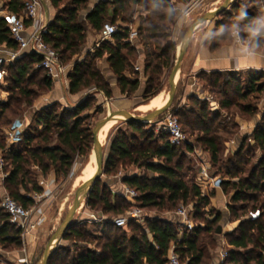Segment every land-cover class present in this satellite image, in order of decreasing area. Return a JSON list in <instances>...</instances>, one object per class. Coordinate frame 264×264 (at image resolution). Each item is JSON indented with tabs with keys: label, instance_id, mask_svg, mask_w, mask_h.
<instances>
[{
	"label": "trees",
	"instance_id": "obj_1",
	"mask_svg": "<svg viewBox=\"0 0 264 264\" xmlns=\"http://www.w3.org/2000/svg\"><path fill=\"white\" fill-rule=\"evenodd\" d=\"M176 1L186 3L188 0ZM3 2L10 12L17 15L22 13L24 0ZM87 2L66 0L62 3L61 0H51L58 12L48 25V31L43 34V40L58 52L62 63L70 61L85 43L86 25L79 22L78 14ZM160 5L170 7L167 0L100 1L86 16L89 26L100 30L106 22H132L130 16L135 6L147 11L148 15L141 17L137 25V40L143 46L142 71L146 77L141 97L143 102L162 90L163 78L170 72L175 57L176 42L169 33L173 18L159 10ZM238 6L236 0L231 5L234 10ZM110 7L113 12L108 16ZM225 14L231 16L224 10L219 13L218 16L222 17L217 23L226 21L223 17ZM117 28L112 35L113 43L101 42L92 56L88 55L82 62L74 64L68 76L70 94L93 86L105 97L111 96V86L95 64L101 58L108 62L122 94L131 95L138 90L139 71L134 70L138 49L127 39L129 28ZM0 44L17 49L3 18H0ZM39 61L40 56L37 54L25 53L7 68L17 94L11 93L7 101L0 102V150L7 172L2 186L24 208L34 204L32 194L42 192L38 183L40 176L45 177L52 171L58 182L59 178L68 174L76 156L85 157L89 154L93 142L92 129L85 123L87 116L81 115L88 108V103L83 101L73 108H61L60 111L56 110L57 105L43 107L33 117L36 128H41L25 126L20 141L6 147L2 128L10 126L16 119L11 117L18 114L23 103H31V91L21 84L28 69ZM33 72L39 74L44 70L34 69ZM198 76L227 114L236 110L243 118L249 119L258 112L257 104L245 103L250 95L259 94L264 89V82L256 83L258 77L252 73L245 89L228 72H201ZM41 79L47 88L51 86L48 75H43ZM5 80L7 82V77ZM189 102V109L177 106L169 112L177 116L184 134V126L195 133H190L194 136L193 145H173L167 133L160 130L157 133L146 131L144 128L149 124L123 121L129 131L119 130L111 139L103 173L115 174L118 168L126 165L142 169L143 174H132L121 179L136 192V196L128 200L122 195L113 194L98 179L85 197V206L104 215L112 213L121 216L127 207H137L141 212L170 213L179 204L191 205L189 216L194 223L193 228L188 230L182 228L178 221L146 215L143 218L145 224L140 225L135 221L137 223L133 225L130 235L124 231L113 235L103 232L99 235L72 222L62 240L70 242L72 246L80 242L86 245L79 252L68 255L63 262H57L61 253H70L69 249L59 245L47 264H167L171 247L179 256L181 264H206L210 259L207 248L216 244L215 236L219 235L216 234V228L221 213L214 209L205 211L211 204L214 192H202L194 180L186 177V173L192 170L188 156L193 146L201 147L208 153L211 166L220 179L219 187L229 197L227 210L230 218L238 221L233 230L224 234L227 257L220 264H264V111L253 131L241 138L238 149L232 155L223 156L224 140L238 131L232 115L223 124L220 113L210 110L207 102L195 98H189ZM96 111L99 112V109ZM119 199H123V202ZM256 209H259L260 214L255 220L246 217ZM105 225L119 229L127 223L123 227L115 226L113 221ZM20 235L21 230L9 221L7 214L0 208V245L4 248L12 245L20 249ZM88 244H95L97 248L91 249L87 247Z\"/></svg>",
	"mask_w": 264,
	"mask_h": 264
},
{
	"label": "crops",
	"instance_id": "obj_2",
	"mask_svg": "<svg viewBox=\"0 0 264 264\" xmlns=\"http://www.w3.org/2000/svg\"><path fill=\"white\" fill-rule=\"evenodd\" d=\"M100 1H111V0H88L86 7L79 11L78 20L79 22H83L86 25V38H85L84 46L82 47V50H81L82 55L80 56L79 59H73L71 63L63 64L61 61L59 62L60 68L58 70V75L56 77L49 76V78L51 79V85H53V87L50 93H48L47 95H44L43 101L45 103H49L50 101L53 102L52 101L53 99L55 101V100H59L60 98L65 99V97H67V99L76 97L75 94H70L68 90V86H69L68 76L72 72L74 64L82 62L84 58L88 55L92 56L96 48L100 45L101 42L108 41L110 43H113L112 37H111V40H104L103 30L102 29L95 30L91 28L86 20L87 14ZM175 1L176 0H172L174 7L182 4L179 2H175ZM224 1L225 0H222V2L218 3V0H202V8L197 11H194L193 16L202 15L203 13L205 14L208 11L215 10L219 6H221L224 3ZM236 1L239 5L245 2V0H236ZM188 2L189 0L185 4H188ZM40 3H41V7L39 11L40 16L42 18L43 24L47 26V29H48V25L54 19L55 15L58 12V8L52 5L51 0H40ZM137 8L138 7L135 6V8L133 9V13H136V11L138 12ZM7 12H10L7 9V6L5 4L4 6L0 4V18H2V15L6 14ZM112 12H113V9L112 7H110L108 9V16H111ZM213 18L217 23L219 20L218 15ZM106 23H110V22H106ZM27 25H28L27 33L29 34L32 31V27L30 26L29 22H27ZM114 25L116 27H119V26L126 27L127 26L130 29V28H137L138 22H122L121 20H118L114 23ZM183 28L185 27L180 25L178 23V18H176L174 30L172 32L173 41L175 42L177 41L178 35ZM227 46L228 45L226 42H222L216 46H212V44L210 45L206 44L204 46H201L199 44L194 45L190 51L184 52V55L182 57V60L180 62V65L176 71V75L174 78V81L176 84L175 96H177L175 103H178V107H185L186 109H189L190 108V104H188L190 103L189 98H195L200 101L207 102L210 110L218 111L221 115L223 124H226L228 120H230V117L232 115L233 122L238 126V131L233 136L226 138L224 140L223 156L232 155L238 149L241 143V138L246 135H249L253 131V129L255 128L259 120L261 119V115L263 113V111L258 112L249 119L243 118L238 112H235L234 110H231V114H227L226 109L220 106L219 102L214 98V95H212V93H210L208 89L202 86L200 78L198 76L199 73L201 72H204V73L228 72L232 74L233 76H235L237 79L239 77L244 79L246 75L248 77L252 73V74H256L255 76L258 77V80L256 81V83L261 84L264 82V64H261L259 61L256 62V66L253 68L242 69L239 71L229 69L225 60L222 58V55H221L222 49H224ZM135 47L138 48L139 45H136ZM12 51H17V49L9 48L5 44H0V53L4 57H9V54L12 53ZM175 52H179V49L177 47H176ZM25 53H28V52L18 51L16 58L12 61V63L8 65V67L12 65L18 57H20L21 55H24ZM78 55L79 53L74 55L73 57L78 56ZM135 65H138L140 67L139 79H140V82H142V79L144 78V74L142 71L143 60L140 63L135 64ZM99 70L101 74L103 75V77L108 81V83L111 86V96L109 98L105 97L103 93L98 91L96 88H94L96 89V93L94 94V96L96 98H102L103 102L106 104V108L108 107L106 111L108 109L111 111L128 110L130 112L135 113L138 116H143V115H146L148 112L160 106L159 105L157 107H153L150 109H142V107L146 106L150 102L151 99H153L157 95H161L160 103L161 102L163 103L165 99L168 97V93L165 90L164 91L161 90L157 95H155L153 98L149 99L146 102H141V103L136 102V103L131 104L130 100L127 97L123 96L119 87L117 86L116 77L111 71L109 64L105 58H101L99 62ZM6 73H8L7 70H6ZM244 80L247 83V79L245 78ZM141 84L142 83H140V85ZM5 87H6V80H4L3 83L0 84V102H5L7 99V90L5 89ZM143 88H144V84H143L142 90ZM175 96L173 97L171 103L173 102ZM260 97H262V99L260 98L259 101L260 103H263L264 102V89L262 90ZM129 105L132 106L131 109ZM23 122L26 126L25 120H23ZM8 131H9V126L2 128V135L5 136L4 138L6 141V147H9L10 145H12V143L8 141V135H7ZM250 142H252V140H250ZM188 144L193 145V143L191 142H188ZM198 149H199L198 147L193 146V151L189 153V155H194V154L196 155V153L198 152ZM200 154H202V158L200 157V159L198 160L200 167L197 168V171L194 177V182L197 183L201 187L202 192H207V191L214 192V197L211 198V206L217 208V211H219L222 214V217L226 219L225 215L227 213V204L229 202V197L226 196L222 192L220 187H215L212 185V180L217 178L218 176L215 174V170L210 169L212 166L210 163L208 153L202 149ZM0 155H1V150H0ZM197 156H200V155H197ZM202 162L204 163L203 165L205 167L202 166L201 164ZM39 179H40L39 184L41 188L43 189L44 194L51 192L56 186H58V184L55 181V177L52 171L48 173V175H46L45 177L40 176ZM119 181L121 182V185L123 188L121 192V194L123 195V190L126 187V185L121 181V179ZM3 190L4 188L2 186V183H0V193H2ZM35 196L43 197L42 195L37 196V194ZM214 200L222 201V205L218 206L217 204L214 203ZM65 208H66V204L64 201V204L62 205L60 204L58 209L56 210V217H55L56 220L57 218H59L62 211L65 210ZM39 209L41 210V213L43 214L44 211H42L41 208ZM81 215H82L81 219L85 220L87 224H94L96 222L95 224L97 225V223L100 222L101 224L99 223L98 224L102 227V223L106 222L105 217H101L98 214L96 215L95 213H92L86 209H83L81 211ZM176 219L177 221L179 220L178 217ZM236 225L237 223L227 220V227L229 228L227 229L228 230L227 232L233 230ZM32 230L29 231V233L26 236L31 235L30 233L32 232ZM52 236L50 237V239L52 238ZM50 239L48 240V242L50 241ZM218 242L220 243L221 248H224V245L227 246L225 239L223 240L220 239L218 240ZM87 247L90 248V244H88ZM0 254L4 256L5 258L7 256L6 260H9L8 263L12 262L13 264H19L25 258H29L33 261L34 246L31 245V242H30L29 244H24L22 248L11 251V252L3 253L1 250ZM220 263L221 262L219 261V257H217L215 264H220Z\"/></svg>",
	"mask_w": 264,
	"mask_h": 264
},
{
	"label": "rangeland",
	"instance_id": "obj_3",
	"mask_svg": "<svg viewBox=\"0 0 264 264\" xmlns=\"http://www.w3.org/2000/svg\"><path fill=\"white\" fill-rule=\"evenodd\" d=\"M234 1L235 0H233L232 4H230L228 9L226 10L227 13L228 14L230 13L229 15H231V16L236 11V10L232 9V7H231V5H233ZM61 2L64 3V2H66V0H61ZM167 2L170 5V7H174L172 0H167ZM175 2H178V1H175ZM179 3H181V2H179ZM182 4H185V3H182ZM137 10H138V12L136 11V13H132V15L130 16V19L132 22H139L141 17L148 15L147 11H145L144 9L137 8ZM218 17L220 19L222 16H218ZM223 17H224V20H227L229 18V16L227 14H225ZM175 21H176V17H173L172 25L169 24V26H170L169 33L171 34V39L173 37L172 32L174 30ZM184 30H185V28H183L181 30V32ZM138 40L133 42L134 46L139 45V47L136 49L140 50V52H138L139 50L136 51V60L134 61L135 64H138L143 60V54L141 52V50H143V46H142L141 42L140 43L138 42ZM83 46H84V44L81 46L78 56L72 57V59L70 61H68V60L63 61L64 62L63 64L71 63L73 61V59H79L80 56L82 55L81 50H82ZM100 60L101 59L95 61V64L97 65L98 68H99ZM34 69H36L35 66L33 68L31 67L28 69V73L25 75L24 79L22 80V84H21L22 87L31 91V96L29 97L31 99V103L29 105H25L23 103L19 109L18 114L11 117V118H19V119L25 120L26 128H35V129L41 128V127L36 128L35 124L33 123V117L37 116V113L43 107H47V106L57 105L56 110L60 111L61 108H66V107L73 108V107H75L76 103H80L83 101L87 102L88 108L83 110L81 112V115L87 116L85 123H86V125L90 126L91 129H93L94 125L99 120H101L103 117H105L108 112L111 111L109 109L106 111V109L108 107L106 108V104L103 102L102 98H96L94 96V94L96 93V89H94L95 87H93V86H91L89 88H85V89L81 90L80 92L76 93L75 94L76 97L68 98V99H67V97H65V99L60 98L59 100H55V101H54V99L53 100L51 99L53 102L50 101L49 103H45L43 101L44 95H47L48 93H50V91H52L53 85H51L49 88H47L41 79V77L43 75H45V74L47 75L46 70H44V72H42V73L36 74L33 72ZM168 75H169V73L167 74V76H165L163 78V88H162V90L163 91L165 90L167 93L169 90ZM253 75L255 76L256 74H253ZM5 76L8 79L6 82V87H5V89L7 90V99H6V101H7L9 99L11 93H13V95H16L17 91L13 90L14 84H13V81L10 80L9 74L6 73ZM248 77L246 75L245 78L248 79ZM145 79H146V77L144 76V78L142 79V82H140L142 84L139 85V88L136 92H134L131 95L123 94V96L127 97L130 100L131 104L136 103V102H140V103L143 102L141 97H142V92H143L142 87H143V84L145 83ZM244 79H242L240 77L238 78V80L240 81L239 83L241 84L243 89H245L247 87V83ZM201 84L203 87L205 86L202 81H201ZM260 95H261V93L252 94L248 97L247 100H245V103H250L251 105L258 104L257 105V111L258 112L264 111V102L260 103V101H259L260 98L262 99V97H260ZM176 98H177V96H175L173 102L170 103V105L161 114L165 115L167 112L170 111V109L176 108L178 106V103H175ZM71 103H72V105H71ZM188 104H190V103H188ZM129 106L131 109L132 106L131 105H129ZM97 109H99V112L96 111ZM161 114H159L153 121H151L149 123L150 126L145 127L144 129L146 131L153 130L155 133H157L158 132V128H157L158 126H157L156 120ZM143 116H145V115H143ZM123 121L115 122L112 125L113 127L111 126L110 129L107 131V136L105 137L104 143L102 144L105 156L108 154L111 139L118 133V131L119 130L127 131V132L129 131L126 128L125 122H123ZM184 130L186 132L185 135H186L187 140L189 142L193 143L194 136L190 135V133H193V131H190L188 126H184ZM193 134H195V133H193ZM2 136L5 137L4 135H2ZM250 143H252V142H250ZM180 146H182V144H180ZM196 147H198V146H196ZM198 148L199 149H198V152L196 153V155L194 154V155L188 156L190 159V162H188V163H189V165H191L190 167L192 170L191 171L189 170V172L186 173L187 179L194 180L197 168L200 167L198 160L200 159V157L202 158V154H200V152L202 151V148L201 147H198ZM92 152L93 151H92V147H91V150L87 156H85V157L76 156L74 158L72 167L70 168L68 174L63 178H59L58 182H56L58 184V186H56L51 192L46 193L47 195L43 193V189H42L41 193L37 194V196L42 195L43 197H41V196L36 197L35 195L32 194V196L34 198V204L32 206H30L29 208H34L31 221L35 224V228L30 233L31 235H28V236L20 235V239H21V248L24 246V244H29L30 242H31V245L34 246L33 264L37 263V261L39 260L41 254H42L43 249L45 248L46 244H48V240L55 233V231L58 229V227H59L62 219L66 215L68 209L73 205L74 191H75L76 187L82 182L80 177H81V174H83V168L90 161L89 159H91L90 154ZM197 155H200V156H197ZM1 156H2V154H1ZM201 164H202V166H204L203 162ZM210 169L215 170L212 167ZM143 173H144V171L140 168H137V167L132 166V165H126L123 168H118V171L115 174H113V173L104 174L103 173L100 177V182L103 184H106L110 188V191L113 194L122 195L121 192H122L123 188H122L121 182L119 180L122 179L124 176L132 175V174H143ZM39 180L40 179H38V183H39ZM64 201L66 204V208H65V210L62 211L61 215L56 220L55 219L56 210L58 209L60 204L61 205L64 204ZM119 201L122 203L123 199H119ZM214 203L217 204L218 206L222 205V201H220V200H217V201L214 200ZM181 206H185V205L179 204L175 208V211H177ZM39 208H41L42 211L45 212V213L43 212L44 215L41 213V210ZM136 208L137 207H127L126 211H124V213L120 214L121 216H126L128 218L127 225L124 228L114 229L113 227L105 225V223H107V222L111 223V221H113V219H115L118 216L115 214H112V213H108V214L104 215L100 212L89 210L85 206V196H84V198L82 200L81 208L79 209L78 212H76L74 214L71 221L77 222L78 224H81V226H84L91 233H95V234H99V235L102 234L103 232H107V233L113 235L115 232L116 233H122L123 231L127 235H130L132 233L131 229L135 223L138 222V224H140V225L145 224L143 221V218L146 215H148L150 217L155 216V217H161V218H166V219H170L173 221H177L175 211L170 212V213H168V212L158 213L156 211H154V212H149V211L144 212L143 211L140 213V215L138 217L131 218L130 212ZM83 209H86L92 213H95L96 215L98 214L101 217H105L106 222L102 223V227L99 225V224H101L100 222H98L99 224L97 223V225L95 224L96 222L94 224H87L85 220L81 219V216H82L81 211ZM210 209H214V211H217V208L212 207L211 204L208 205V207L206 208L205 211H210ZM246 217H247V215H246ZM225 218L226 219H224L222 217V214H221V218L217 222V225L222 226V233L220 235L215 236L216 237V244H214L213 246L209 245L207 248L208 255L210 256V259L207 260L208 264H215L216 258L218 257V252L220 249H222L220 247L221 245L218 242V240L225 239L224 233H226L228 231L227 229H229L227 227V220L234 222V223L238 222L237 220L230 218V214H229L228 210H227V213L225 215ZM135 221H137V222H135ZM85 245H86L85 243L80 242V243H78L77 246H72V244L70 242L65 241V240H61L60 246L65 247L66 249H69L70 253H68V252L67 253H61L59 258L57 259V262H63L64 259L66 257H68V255H73V254L79 252L82 249V247ZM90 248L96 249L97 246L95 244H90ZM227 248L228 247L226 245H224L223 249L227 250ZM1 250L3 253H5V252H11V251H14L17 249H15L14 246H12V245H10L7 248H4L3 245H0V251ZM6 259H7V256L5 258L4 256H2L0 254V264H13L12 262L8 263L9 260H6ZM182 261L184 263V259H182Z\"/></svg>",
	"mask_w": 264,
	"mask_h": 264
},
{
	"label": "built area",
	"instance_id": "obj_4",
	"mask_svg": "<svg viewBox=\"0 0 264 264\" xmlns=\"http://www.w3.org/2000/svg\"><path fill=\"white\" fill-rule=\"evenodd\" d=\"M0 4L4 6L3 0H0ZM40 0H24V6L20 15L12 12H7L2 15V18L6 22V26L9 30L11 38L17 44V51H12L9 57H4L0 53V84L5 80L7 67L16 58L18 51H26L28 53H35L40 56V61L36 63L35 68L44 69L47 71V75L50 77H56L60 68V57L58 52L48 45L43 40V34L48 29L43 24L40 16ZM27 22L32 27L31 33H27ZM104 40H111L112 35L118 30V28L111 23H104L103 27ZM128 41L133 44L137 41L138 33L137 28H130L128 32ZM135 71H139L138 65L134 66ZM157 128L168 134L169 141L173 145H180L188 143L186 135L181 129L180 123L176 115L171 112H167L161 120L157 122ZM25 124L22 119L16 118L9 126L8 141L12 144H16L20 141ZM5 162L0 155V183L7 176V172L4 169ZM220 179L217 177L212 180V185L219 187ZM123 196L126 199L132 200L136 196V192L133 189L125 187L123 190ZM0 208L7 214L9 221L21 230V235H27L29 231L35 228V224L31 221L33 215V208H24L22 205L13 200L6 190L4 189L0 195ZM191 205L181 206L175 215L178 217L179 225L182 228L191 230L194 226L189 212ZM140 209L136 208L130 212L131 218L138 217L140 215ZM260 214L259 209L250 211L247 217L251 220H255ZM128 218L126 216H118L113 219V223L117 227H123L126 225ZM264 257V251L262 252ZM219 261L222 263L227 257V250L220 249L218 252ZM19 264H33V261L29 258L23 259ZM167 264H181L179 256L174 252V248L169 249L167 255Z\"/></svg>",
	"mask_w": 264,
	"mask_h": 264
},
{
	"label": "clouds",
	"instance_id": "obj_5",
	"mask_svg": "<svg viewBox=\"0 0 264 264\" xmlns=\"http://www.w3.org/2000/svg\"><path fill=\"white\" fill-rule=\"evenodd\" d=\"M222 0H218V3ZM169 18H178L185 27L179 33L176 47L179 52L190 51L194 45H219L222 58L231 70L253 68L256 62L264 64V0H245L224 23H216L207 14L193 16L202 8V0H189L175 7L158 6Z\"/></svg>",
	"mask_w": 264,
	"mask_h": 264
},
{
	"label": "water",
	"instance_id": "obj_6",
	"mask_svg": "<svg viewBox=\"0 0 264 264\" xmlns=\"http://www.w3.org/2000/svg\"><path fill=\"white\" fill-rule=\"evenodd\" d=\"M233 0H225L224 3L219 6L217 9L208 11L205 14H207L209 17L213 18L222 11L226 10L230 4H232ZM184 53L181 52H175V57L173 61V65L171 67V70L168 75V84H169V91H168V97L165 99V101L154 110L148 112L145 116H138L133 112H130L128 110H116L111 111L106 114L105 117H103L101 120H99L92 129V151L96 155V167L93 175L89 177L88 179L82 181L75 189L74 191V202L73 205L70 207L64 218L62 219L58 229L53 234L52 238L48 242V244L45 246L44 250L42 251V254L37 261L36 264H47L52 252L56 249L57 246L60 245V241L62 240L63 234L67 231L69 226L72 223V218L74 214L78 211L82 204V200L84 196L86 197L91 186L100 179L101 175L103 174V165L105 160L104 155V149L103 145L100 143L99 140V133L103 129V127L108 123L110 120H112L116 115H122L125 117L124 121H135L140 122L143 124H149L151 121H153L159 114H161L171 103L175 91H176V84L174 81L176 71L180 65V62L182 60ZM85 190L84 195H82L83 191ZM222 233V227L221 225H218L216 228V234Z\"/></svg>",
	"mask_w": 264,
	"mask_h": 264
},
{
	"label": "bare ground",
	"instance_id": "obj_7",
	"mask_svg": "<svg viewBox=\"0 0 264 264\" xmlns=\"http://www.w3.org/2000/svg\"><path fill=\"white\" fill-rule=\"evenodd\" d=\"M160 99H161V95H157L156 97L151 99L150 102L146 106H143L142 109H150V108L157 107V106L161 105L162 102L160 103ZM124 119H125L124 116L116 115L112 120H110L108 123H106V125L103 127V129L99 133V140H100L101 144L104 143V139L107 136V131L110 129V127L115 122L123 121ZM90 158H91V159H89L90 161L83 168V174H81V177H80L81 181H84V180L88 179L89 177H91L95 171V167H96V155H95V153L92 152L90 154ZM84 192H85V190L83 191L82 195L84 194Z\"/></svg>",
	"mask_w": 264,
	"mask_h": 264
}]
</instances>
